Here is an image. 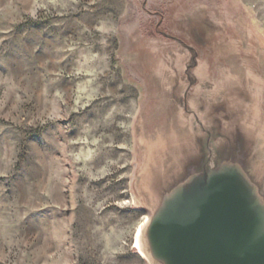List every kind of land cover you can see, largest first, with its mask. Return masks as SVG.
Masks as SVG:
<instances>
[{"label":"rangeland","instance_id":"1","mask_svg":"<svg viewBox=\"0 0 264 264\" xmlns=\"http://www.w3.org/2000/svg\"><path fill=\"white\" fill-rule=\"evenodd\" d=\"M248 64L264 0H0V264H148L140 138Z\"/></svg>","mask_w":264,"mask_h":264},{"label":"water","instance_id":"2","mask_svg":"<svg viewBox=\"0 0 264 264\" xmlns=\"http://www.w3.org/2000/svg\"><path fill=\"white\" fill-rule=\"evenodd\" d=\"M260 70L259 64L257 68L248 64L240 74L224 71L208 96L193 98L204 115L213 105V127L199 118L193 125L207 142L195 144L194 129L183 125L194 110L189 116L178 111L170 116L173 125L165 123L140 138L146 152L137 169V196L149 212L140 250L148 264H264V74ZM185 103L188 107L186 97ZM178 115L185 118L178 120ZM189 138L194 141L190 149L196 164L187 173L182 149Z\"/></svg>","mask_w":264,"mask_h":264},{"label":"bare ground","instance_id":"3","mask_svg":"<svg viewBox=\"0 0 264 264\" xmlns=\"http://www.w3.org/2000/svg\"><path fill=\"white\" fill-rule=\"evenodd\" d=\"M147 219H148V215L145 217L144 222H146ZM144 222L139 226V229L137 231V234L135 236V241H134L135 242V247L139 248L138 254H140V256L143 257V258H144V255L142 254V251L140 250L141 249L140 236H141L142 225L144 224Z\"/></svg>","mask_w":264,"mask_h":264}]
</instances>
